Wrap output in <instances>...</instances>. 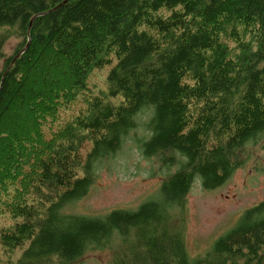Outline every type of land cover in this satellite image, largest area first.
<instances>
[{"label":"trees","instance_id":"1","mask_svg":"<svg viewBox=\"0 0 264 264\" xmlns=\"http://www.w3.org/2000/svg\"><path fill=\"white\" fill-rule=\"evenodd\" d=\"M141 128L142 156L177 167L157 197L67 212ZM261 141L264 0H0V264L104 250L112 264H264V200L198 258L176 214L198 177L223 185Z\"/></svg>","mask_w":264,"mask_h":264},{"label":"rangeland","instance_id":"2","mask_svg":"<svg viewBox=\"0 0 264 264\" xmlns=\"http://www.w3.org/2000/svg\"><path fill=\"white\" fill-rule=\"evenodd\" d=\"M22 39L11 38L6 46L7 56L12 55ZM96 74V73H95ZM91 88L104 91V77L91 80ZM111 101L116 103V99ZM149 116H143L145 122ZM132 132L114 158L103 161L96 169L93 183L86 196L68 207L67 212L89 217L103 216L113 210L136 211L147 200L157 197L161 183L176 171L160 164L157 158L142 156ZM243 165L221 186L205 189L198 177L191 186L183 219L186 249L191 258L205 255L218 238L232 229L241 215L264 200V141L249 144L243 152ZM0 211H4L0 208ZM7 217L0 215V226ZM0 248V263L5 261ZM113 252L94 251L79 260L78 264H112Z\"/></svg>","mask_w":264,"mask_h":264}]
</instances>
